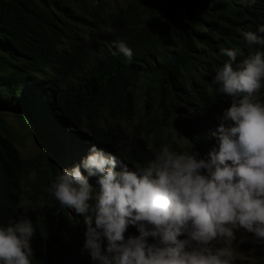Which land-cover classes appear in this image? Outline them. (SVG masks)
Segmentation results:
<instances>
[{
	"label": "trees",
	"instance_id": "trees-1",
	"mask_svg": "<svg viewBox=\"0 0 264 264\" xmlns=\"http://www.w3.org/2000/svg\"><path fill=\"white\" fill-rule=\"evenodd\" d=\"M260 25L264 0H0V226L31 221V264H100L85 248L84 215L49 191L64 169L81 165L95 197L98 177L81 164L93 144L131 170L164 145L210 159L233 101L213 82L228 60L221 50L237 52L234 68L264 51L243 36ZM6 113L21 119L20 133ZM24 123L38 150L21 157ZM173 125L186 132L182 144L171 138ZM124 235L139 232L129 225ZM252 246V264H264V244ZM101 248L106 254V238Z\"/></svg>",
	"mask_w": 264,
	"mask_h": 264
},
{
	"label": "clouds",
	"instance_id": "clouds-1",
	"mask_svg": "<svg viewBox=\"0 0 264 264\" xmlns=\"http://www.w3.org/2000/svg\"><path fill=\"white\" fill-rule=\"evenodd\" d=\"M258 33L264 34V25L243 36L249 45L264 47V36ZM117 48L132 59V50L123 42ZM221 51L228 60L213 82L233 101L223 115L230 123L222 122L213 133L219 147L211 150L210 159L164 145L147 166L131 170L93 144L81 164L89 177H98L95 197L81 165L64 169L52 181L49 191L60 205L84 215L85 248L100 264H231L234 230L241 227L252 234L253 243L264 244V101L259 98L264 51H256L235 68L237 52ZM93 198L95 203L90 204ZM129 225L136 226L139 235L126 240ZM33 234L26 217L0 226V264H31ZM181 235L187 238L178 239ZM148 237L157 243L149 244ZM102 238L107 239L106 254ZM213 241L223 246L214 247ZM252 251L253 246L247 255L253 263Z\"/></svg>",
	"mask_w": 264,
	"mask_h": 264
},
{
	"label": "rangeland",
	"instance_id": "rangeland-1",
	"mask_svg": "<svg viewBox=\"0 0 264 264\" xmlns=\"http://www.w3.org/2000/svg\"><path fill=\"white\" fill-rule=\"evenodd\" d=\"M140 86L141 83L138 84L137 88H139ZM4 116L8 125L17 134L20 133L19 128L22 127L23 130L21 119L13 116L12 113L9 114L6 113ZM24 131L27 132L28 134L24 135V139L22 140V142L17 145V149L19 150L21 157L30 155L38 150V147L35 145L36 141L32 133V130H30L29 126L26 123H24ZM170 132L172 139L179 141L180 144L183 143V139L186 137V132L181 126H177V125L171 126ZM234 232H235V240L232 242L231 245L233 252L231 264H252V260H251L252 256L247 255L253 243L252 234L242 227L235 229ZM242 242H246V245H243V248H245L247 251H242L241 253H238L236 247ZM212 246L221 247L223 246V244L220 241H213Z\"/></svg>",
	"mask_w": 264,
	"mask_h": 264
}]
</instances>
